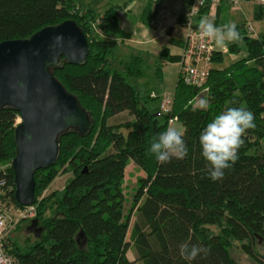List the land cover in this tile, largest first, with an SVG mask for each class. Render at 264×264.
<instances>
[{
	"label": "trees",
	"instance_id": "1",
	"mask_svg": "<svg viewBox=\"0 0 264 264\" xmlns=\"http://www.w3.org/2000/svg\"><path fill=\"white\" fill-rule=\"evenodd\" d=\"M209 5L206 0L197 15L206 13ZM100 16L102 35L92 28L99 16L74 0H0V42L27 38L65 19H73L86 32L85 62L76 65L62 58L51 72L93 122L84 135L69 129L58 136L54 164L34 172L35 218L42 232L25 245L10 236L7 249L20 264H132L127 256L131 245L141 264H243L230 254L238 241L257 264H264V255L255 249L258 239L264 244V32L243 36L244 56L227 67L210 68L207 109L193 103L200 88L178 76L172 108L163 112L162 65L180 57L167 48L152 56L118 41L126 32L119 26L116 7ZM252 17L264 19V3L255 4ZM221 60L215 52L212 62ZM240 106L254 113L256 128L248 130L233 167L225 170L223 179L213 181L208 174L211 165L202 156L200 133L227 107ZM124 111L130 120L109 123ZM172 116L183 126L189 151L183 159L173 157L160 164L148 149ZM18 117L13 107L0 108V164L16 205L10 162ZM130 160L144 176L125 210L123 179ZM68 172L61 189L44 194L52 180ZM182 242L202 245L209 252L189 262L180 254Z\"/></svg>",
	"mask_w": 264,
	"mask_h": 264
},
{
	"label": "water",
	"instance_id": "2",
	"mask_svg": "<svg viewBox=\"0 0 264 264\" xmlns=\"http://www.w3.org/2000/svg\"><path fill=\"white\" fill-rule=\"evenodd\" d=\"M88 51V36L73 19L43 26L27 38L0 42V108L8 105L19 112L10 165L20 205L34 201V172L54 164L58 136L69 129L84 135L93 127L78 99L51 72L62 58L84 63ZM38 223L33 218L27 226L36 238L42 232Z\"/></svg>",
	"mask_w": 264,
	"mask_h": 264
},
{
	"label": "crops",
	"instance_id": "3",
	"mask_svg": "<svg viewBox=\"0 0 264 264\" xmlns=\"http://www.w3.org/2000/svg\"><path fill=\"white\" fill-rule=\"evenodd\" d=\"M191 0H74L75 4L83 10H90L96 16H100L103 12L110 8L116 7L117 20L122 30L126 32V36L117 40L121 41L125 46L143 53L158 56L160 52L167 48L169 53L174 56H179L184 40V28L180 25V18L184 15ZM257 4L255 0H241L239 5L230 6L224 1L219 4L209 7L206 13L196 15L194 23L199 26L202 17H208L214 20L217 26L227 22L237 24L238 31L243 37L247 31H241L243 25L250 24L256 32V35L261 33L257 23L263 20L253 19V7ZM163 9L167 12V19L164 25L157 26L154 22L158 9ZM237 45L231 47L230 45ZM216 52L220 53L222 60L212 62L211 67L224 68L238 60L246 54L242 45L225 42L223 46H218L215 43ZM238 50V51H237ZM226 60L227 65L221 66ZM220 63V66L217 65ZM179 61L164 62L162 65L163 81L159 87L162 89V94L174 93L176 82L179 76ZM178 122V121H175ZM174 122V123H175ZM178 129H183L182 124L176 126ZM128 256V255H127ZM132 259H130L131 261ZM140 262L139 260H137ZM132 262V261H131ZM132 264H141L132 262Z\"/></svg>",
	"mask_w": 264,
	"mask_h": 264
},
{
	"label": "clouds",
	"instance_id": "4",
	"mask_svg": "<svg viewBox=\"0 0 264 264\" xmlns=\"http://www.w3.org/2000/svg\"><path fill=\"white\" fill-rule=\"evenodd\" d=\"M203 3V0H199ZM199 28L209 38L214 39L218 46L225 42L243 44V37L238 31L237 24L227 22L217 26L214 20L202 17ZM201 109L208 108V101H199ZM255 115L245 106L227 107L217 114L201 131L199 142L202 146V156L209 162L208 174L211 180H221L225 176V170L230 169L239 159V149L245 143V137L249 129H255ZM184 130L178 129L169 122L168 127L153 136L148 153L155 156L160 164L171 162L172 158L183 159L188 154V145L184 139ZM181 256L191 262L201 253L207 254L209 249L199 244L182 242L179 245Z\"/></svg>",
	"mask_w": 264,
	"mask_h": 264
},
{
	"label": "built area",
	"instance_id": "5",
	"mask_svg": "<svg viewBox=\"0 0 264 264\" xmlns=\"http://www.w3.org/2000/svg\"><path fill=\"white\" fill-rule=\"evenodd\" d=\"M221 0H209V7L215 6ZM241 0H225L230 6H238ZM257 3H264V0H255ZM199 0H191L180 25L184 28V40L179 54V76L185 84L200 88V93H206L208 87L206 82L212 64L213 54L216 52L215 41L203 34L198 25L194 23V17L199 9L205 5ZM101 16L92 23L93 32L102 35L98 27ZM167 12L158 9L154 22L162 26L166 22ZM247 34L256 37V32L250 24H246ZM173 95L164 93L160 99L159 107L163 112H169L172 108ZM177 121L176 116L168 119L169 122ZM11 189L5 166L0 164V264H20L18 258L10 253L7 247L10 244V236L13 231L22 223L35 218L37 204L32 202L28 205H16L12 202L9 191Z\"/></svg>",
	"mask_w": 264,
	"mask_h": 264
},
{
	"label": "rangeland",
	"instance_id": "6",
	"mask_svg": "<svg viewBox=\"0 0 264 264\" xmlns=\"http://www.w3.org/2000/svg\"><path fill=\"white\" fill-rule=\"evenodd\" d=\"M262 20L263 21H260V23H257V25H258V29H261V31L264 32V19H262ZM243 50H245L244 47H243ZM226 60H228V59L226 58L225 61L222 62L221 66L227 65L228 62H226ZM217 65L220 66V63H218ZM205 98H206V93H198L193 99L194 105L198 106L199 101L201 99H205ZM155 103H158V101L155 100L154 104ZM131 118H132V116L127 111H124V112H121L118 115L110 118L109 123L110 124H118L120 122H125L127 120H130ZM17 122H19V117L16 120V123ZM172 125L174 127L180 126V122L172 123ZM142 176H144V172L133 161L130 160L125 167L124 179H123V188H124V194H125V198H126L125 210L129 207V201L131 200V196L133 195V193L137 187V181ZM69 177H70L69 172L65 173L63 175L57 176L54 180L51 181V183L49 184L47 189L44 191V194H48L53 190L61 189ZM21 224L17 229H15L13 231L11 236L14 239H16L20 245H25L26 242L32 241L34 239V236H33L32 232L27 230V226L29 225V220L27 222H24ZM255 249L264 255V244L261 243V241L259 239L256 241ZM230 254L236 260H238L239 262H241L243 264H257L256 258L253 257L252 255L246 253L238 241L234 242L233 246L230 249ZM127 255H128L129 259H132L131 260L132 262L140 263L137 261V256H136V253H135L132 245L129 247Z\"/></svg>",
	"mask_w": 264,
	"mask_h": 264
}]
</instances>
